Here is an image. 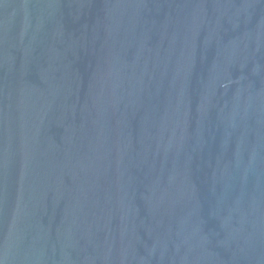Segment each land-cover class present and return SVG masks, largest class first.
<instances>
[{
    "label": "water",
    "instance_id": "water-1",
    "mask_svg": "<svg viewBox=\"0 0 264 264\" xmlns=\"http://www.w3.org/2000/svg\"><path fill=\"white\" fill-rule=\"evenodd\" d=\"M0 264H264V0H0Z\"/></svg>",
    "mask_w": 264,
    "mask_h": 264
}]
</instances>
